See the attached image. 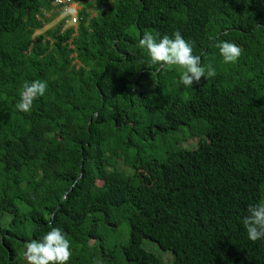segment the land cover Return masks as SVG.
I'll return each mask as SVG.
<instances>
[{"label": "trees", "instance_id": "trees-1", "mask_svg": "<svg viewBox=\"0 0 264 264\" xmlns=\"http://www.w3.org/2000/svg\"><path fill=\"white\" fill-rule=\"evenodd\" d=\"M73 2L83 4L75 24L34 36ZM173 31L214 78L185 87L176 66L150 61L141 36ZM223 40L241 47L237 62H223ZM34 79L47 81L45 95L19 112L21 85ZM255 203L264 0H0V264H28L22 248L51 227L70 241L67 264H82L100 225L120 221L124 264H163L145 239L171 264H264V240L241 222Z\"/></svg>", "mask_w": 264, "mask_h": 264}, {"label": "clouds", "instance_id": "clouds-1", "mask_svg": "<svg viewBox=\"0 0 264 264\" xmlns=\"http://www.w3.org/2000/svg\"><path fill=\"white\" fill-rule=\"evenodd\" d=\"M139 45L146 50L153 64L177 66L180 70L179 83L185 87L191 88L201 77L206 80L217 74L211 63L206 66L201 64L200 56L193 54L191 43L179 31H173L171 35L145 32L139 39ZM215 47L226 64L237 62L242 54L241 47L231 41H217ZM47 88L45 80L24 81L15 104L16 110L30 112L33 101L43 97ZM246 212L241 222L247 238L253 242L264 240V203L249 205ZM70 256V241L60 227H51L39 239L29 240L25 245L24 257L28 264H67Z\"/></svg>", "mask_w": 264, "mask_h": 264}, {"label": "rangeland", "instance_id": "rangeland-1", "mask_svg": "<svg viewBox=\"0 0 264 264\" xmlns=\"http://www.w3.org/2000/svg\"><path fill=\"white\" fill-rule=\"evenodd\" d=\"M82 7H83L82 3L73 2L67 6L65 5L64 7H62L63 8L62 12L58 13L54 11L53 18L47 21L41 30L35 31L34 36L51 26L57 25V23H59L60 20L66 19L64 21V27L70 26L72 24L70 22L71 17L73 16L76 17L77 11ZM46 13L50 14V12H46ZM178 132H175L171 135L177 138ZM179 139H180L179 145L182 147L193 148L196 145V139L193 137H181ZM100 226H99L100 227L99 237H102V240L101 241L97 240V244H96L97 246L93 250L94 255L93 256L86 255L85 258L82 260V264H124L123 259L119 254V250H120V246L125 245L128 241V237H129L128 223L126 221H120L117 222L116 225L113 227H110L106 223L101 224ZM100 243L104 248V253H105L104 258H102V255L100 253L102 251L100 250ZM142 246L145 249L150 250L156 255H158L163 264H171L172 255L169 250L160 249L156 243H153L148 239L143 240ZM24 249L25 247L22 248V250ZM14 264H20V263H17L16 261Z\"/></svg>", "mask_w": 264, "mask_h": 264}, {"label": "built area", "instance_id": "built-area-1", "mask_svg": "<svg viewBox=\"0 0 264 264\" xmlns=\"http://www.w3.org/2000/svg\"><path fill=\"white\" fill-rule=\"evenodd\" d=\"M55 1H56V3H61L63 1H67V0H55ZM70 22L71 23H75L76 22V17L75 16L71 17Z\"/></svg>", "mask_w": 264, "mask_h": 264}, {"label": "bare ground", "instance_id": "bare-ground-1", "mask_svg": "<svg viewBox=\"0 0 264 264\" xmlns=\"http://www.w3.org/2000/svg\"><path fill=\"white\" fill-rule=\"evenodd\" d=\"M72 24H75V23H72Z\"/></svg>", "mask_w": 264, "mask_h": 264}]
</instances>
